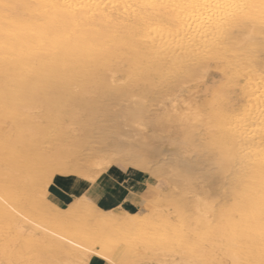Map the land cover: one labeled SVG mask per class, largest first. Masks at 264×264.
<instances>
[{"label": "bare ground", "instance_id": "obj_1", "mask_svg": "<svg viewBox=\"0 0 264 264\" xmlns=\"http://www.w3.org/2000/svg\"><path fill=\"white\" fill-rule=\"evenodd\" d=\"M217 2L223 0H0V219L8 228L14 212L43 209L52 230L27 239L34 259L53 248L64 264H80L91 256L86 249L107 237L113 242L100 251L125 264L116 238L153 214L126 206L100 217L99 193L89 192L58 209L46 199L48 179L37 182L45 188L39 193L33 191L35 180L24 177L54 167L93 183L101 173L95 168L122 163L157 181L169 178L176 214L171 226L190 233L175 238L176 245L222 243L226 258L218 264H264V63L259 71L250 61L256 41H264V14L259 8L241 16L203 7ZM211 63L247 66L254 73L251 91L231 97L243 77L234 70L223 74L221 88L229 89H211L203 102L189 95L171 98L185 83L203 82ZM160 87L162 95H153ZM114 106L120 109L112 113ZM149 127L152 135L176 136L165 143L180 148L152 149L145 136ZM49 134L56 138L44 140ZM81 157L82 168L64 164ZM198 179L210 189L198 192ZM182 189L194 190L193 196L182 199ZM185 261L192 264L189 257Z\"/></svg>", "mask_w": 264, "mask_h": 264}, {"label": "rangeland", "instance_id": "obj_2", "mask_svg": "<svg viewBox=\"0 0 264 264\" xmlns=\"http://www.w3.org/2000/svg\"><path fill=\"white\" fill-rule=\"evenodd\" d=\"M256 43H258V51L251 50V53L254 56H253V58H251L250 61L251 62L253 61L254 64L256 63L255 67L259 71H262V69L264 68V66H262L264 63V49H263L264 41H256ZM262 43H263V45H261ZM254 52H256V53H254ZM260 57H262V60ZM255 58H258V60ZM219 64H221V63H219ZM219 66H218V63L217 64L211 63L210 72L208 73L207 76H205V79H203L204 81L201 82L202 84L200 82L198 83V81H191V83L187 82V83H185L187 85H184L183 90L180 89L181 86L178 87L180 90L177 88L178 92H179V96L177 95L178 93H177V89H176L175 90L176 93H174L171 96V98L175 97L177 100L179 98L185 99V98H188V95H189V99H191L192 102H196V101L199 103L203 102L204 100L207 99V97H208L207 93L211 89L217 90V88H221V85H223L222 84L223 83V77H224L223 74L227 73V72L231 73L232 71L234 72V70H236L238 72L241 71L240 73L243 77H241L238 81V84H236L234 86V92L231 93V97L233 96L232 97L233 99H236V97L239 98V93L241 90L251 91V88L254 85V76H253L254 73H252V74L248 73L249 68L247 66H246V68H244L245 66H241L240 68L236 67V69L233 67L226 68L223 66V64H221ZM261 66L263 68H261ZM214 67H215V69H214ZM222 67H223V69H222ZM211 69H213V70H211ZM216 69H217V71H216ZM243 70H244V72H243ZM220 71H221V73H220ZM251 76H252V78H251ZM260 76L263 78L264 74L261 73ZM244 82H245V84H244ZM193 84L194 85L196 84V85L194 86ZM228 86L229 85H226V86L222 87L221 89L227 90V89H229ZM192 87L194 89H196L198 91V93H196V90H193V89L190 90ZM198 88L200 90H198ZM164 90H165V88L160 87L159 91H154L153 95H155L156 93H157L156 95H162ZM234 103H236V102H234ZM157 107H159V106L155 105L153 109H155V108L158 109ZM112 109H111L112 110L111 112L113 113V112L117 111L118 109H120V107L114 106ZM148 116L150 117L151 115L148 114ZM90 131L91 130H89L88 132H90ZM88 132H87V134H88ZM74 133L78 134L76 131ZM76 136H78V135H76ZM145 136L147 137V139H150L151 142L153 143L152 149L157 148L160 150V152L166 151L167 149H171V147L180 148V147H176V146H172V145H170L171 146L170 147L167 145V143H165L166 141L170 142L173 138H176V136H171V135H167V134H160V137H159L156 134L152 135V131H151L150 127H149L148 131L145 132ZM54 138H56L55 135L49 134L45 137L44 140L47 139V141H50ZM188 150L189 151L193 150V147L189 146ZM195 152H197L196 149L193 152H190L189 155L182 153L179 156L183 158L185 155H187L183 159H185V161H188L189 158H191V156ZM82 158L83 157H81V159L79 161H77V160L75 161V159L72 158L73 162L70 159L69 160L70 162L68 161V163H67V161H64V164L68 168L70 167V169L76 170L79 167L82 168L84 166L82 163H80V161L81 162L84 161V160L82 161ZM62 162H63V160H62ZM69 163L71 165H69ZM74 165L76 167H74ZM110 165L111 164H107V165H104L103 168H102V166H100V168H95V169H100L101 173L98 174L99 175L98 179L93 183L90 182L88 179H83L82 177H79L75 174L73 175V173L70 175L65 174L63 176V174L55 171L54 167L42 168V169H40L41 171L38 170L36 172L32 171L31 173L24 175V177L26 176L30 179L32 178V180H35L34 182L36 184L33 187V191L39 192V193L45 191V188H44V185H41V184L38 185L37 182L41 181L43 179V177L48 179L47 184L48 183L49 184L46 188V191H47L46 199L51 204H53L55 207H57L58 209H62V210L66 209L68 207V205L71 202H73V200L76 197H79L82 193L81 194H78V193L68 194V193H65V192L58 190V187H57L58 184H57L56 180L58 178H60L63 184H65V183L69 184V183H72L74 181H78L79 183L84 182L83 184L85 186H89V188H91L89 191L87 190L84 192H89V194L90 193L91 194H98L99 193L98 194L99 202H97V205L95 206V207H97L96 210L98 211V213L93 211V210H91L92 211L91 213H93V214L97 213V215L99 214L98 216H100V217L104 216V214H106L109 210L115 209V208L111 207L110 205H106L108 208L107 207L104 208V205H105L104 200H106V199L108 200L109 197H108V194L106 192L105 193L102 192L103 189H97L99 187V186H97L98 181L100 184H102V182H105L107 179H109L106 176H109L110 178H114L116 175H118L119 179L121 178V179H124L125 181H129V182H132L135 184L137 183L138 185H140L142 188V193H141L142 207H141L139 213L146 215V217L149 216L148 213L153 214L154 216L152 218H149V219L145 220L144 222H142L143 223L142 226L136 227L134 229V231H132L131 234H129L128 236H124V237L118 236L116 238L117 240L114 239V240H116L115 243L118 244L120 247H122L123 251L125 252L123 254L124 258H125V256H127L126 257L127 259H124L126 261V262L124 261L125 264H127V262H128V264H184V263H186L185 260L187 259V257H189L192 264H197V263H199V264H218V260H220V258L222 259V257H225L224 256V248L222 247L223 246L222 243L221 244L205 243V245L201 249H196V248L186 246V245H182V244L176 245L174 243L175 238H186L187 235H190V233L187 230H185L184 228L178 229V231L174 232V229L172 227L174 224V221L176 219V214L174 213L173 202H172V198L170 196V194H172L171 193V189H172L171 186L172 185H171V182H169V178H167V177L163 178L162 177V179L160 178V180L157 181L155 178H153L151 176H147L146 173H144L140 170H136V169L129 168V167H124V164H122V163H114L113 165H111V166ZM118 165H122V168H119ZM105 166H108V167L106 168ZM199 168H201V169L198 171L199 172L202 171L201 176L203 179H205L204 177H206V176L203 175V172L205 170L202 167H198V169ZM209 170H211V169H209ZM209 173H207V174L209 175ZM76 176L79 178H77ZM24 177H22L21 179H24ZM200 179L196 180V182L198 181L199 184L193 183L196 187V190L198 192L200 190H203V191L209 190L210 185L208 184V182L206 183V181H205V182H203V184H201ZM27 180H29V179H27ZM155 181H156V183H153ZM148 188H151L153 190L152 194H150L148 191H146V189H148ZM196 190H195V192H196ZM96 191H98V192L96 193ZM183 191H184V193H182L183 194L182 197L180 196L182 199H188L189 196L191 197L194 194V190H192L193 192L191 190L190 191L187 190L188 192L185 190H183ZM163 201L164 202L167 201L168 204H170V203L171 204L168 205V204H166L167 202L164 203ZM149 204H151V205H149ZM15 205H16V203L12 204V206L16 208ZM118 208L121 209L124 207H118ZM14 215H15V221H13L8 228L1 224L2 219H0V264H48V261H49V264H54V263L55 264H64L59 258H57V254L55 252L56 250L53 248H51L49 251L45 250L46 252L44 251L43 253H41V255H39L38 259H34L32 257V253L34 252V248H32V246L30 244H28L29 241L27 239H29V237H32V236L40 237V236L44 235L45 233L48 234V232L46 230H52V226H50V224H48L49 223L48 220L45 219V217H44V212H43L42 208H40V207L33 208L31 210V212H29L27 215L23 214V213H19V212H14ZM207 215H210V213ZM28 216H29V218H28ZM78 221H77V223H79L78 225H80L81 220H78ZM40 223H42V225H40ZM126 225L128 226L129 222L126 223ZM47 226L49 228H47ZM85 227L89 228L88 225ZM142 227H144V228H142ZM164 228H166V229H164ZM83 229H85V228L83 227ZM142 229H143V231H142ZM142 233L145 235H143ZM141 235L143 237H141ZM148 236H150V237H148ZM129 237H131V238H129ZM148 238H150V239H148ZM104 239L106 240L107 237H100V240H99V238H97L96 239L97 241L95 240L93 242L94 248H96L98 246L99 250H101V247L106 242H111V241L113 242V239L111 240L108 238L106 241ZM131 239H133V240H131ZM153 239L156 240V242L153 241ZM137 240H139V241H137ZM150 240H151V242H150ZM146 241H148L149 244ZM128 242H130L131 244ZM137 242L139 245L135 244ZM159 242H161V243H159ZM120 243H121V245H120ZM136 245H138V246L136 247ZM131 246L132 247L135 246V247L132 248ZM129 247L132 249L131 251H130ZM145 247H147V248H145ZM128 248H129V250H128ZM149 248H151V249H149ZM219 249H220V251H218ZM129 252H130V255H129ZM53 254H55V255H53ZM211 254H213V255H211ZM131 256H132V258H131ZM91 257H97V256L91 255L90 258ZM178 258L179 259L181 258V259L178 260ZM196 259L199 261L197 262ZM132 260H134V261H132ZM179 261H181V262H179Z\"/></svg>", "mask_w": 264, "mask_h": 264}, {"label": "crops", "instance_id": "obj_3", "mask_svg": "<svg viewBox=\"0 0 264 264\" xmlns=\"http://www.w3.org/2000/svg\"><path fill=\"white\" fill-rule=\"evenodd\" d=\"M107 179L102 184H98L97 189H103L102 192H106L108 194V200H104L106 205H110L111 207H126L132 211L138 212L142 207L141 193L142 188L137 183H132L129 181H125L124 179H119V176L116 175L114 178H110L106 176ZM71 186H70V185ZM65 183L62 185H57L58 190L68 193V194H81L84 191H89L91 188L89 186L83 185V183H79L78 181H74L72 183ZM80 186V187H79ZM77 187V188H76ZM93 187V186H92ZM74 189V190H73ZM83 189V190H82ZM131 195V198H129ZM99 202V199H98ZM72 203V202H71ZM88 261H91V264H104L103 260L98 257H91Z\"/></svg>", "mask_w": 264, "mask_h": 264}, {"label": "snow or ice", "instance_id": "obj_4", "mask_svg": "<svg viewBox=\"0 0 264 264\" xmlns=\"http://www.w3.org/2000/svg\"><path fill=\"white\" fill-rule=\"evenodd\" d=\"M155 7V5H148ZM205 8H215L217 10L220 9H232L235 10V14L243 15L245 13L246 9L249 8H259L262 14H264V0H260L259 5L255 3H249L248 0H223V2H217L215 4H205L203 5ZM129 198H131V195H129ZM86 251H88L91 255L99 257L101 260H103L104 264H115V261L109 257L106 253H102L99 250V247L96 248H87ZM80 264H91V261H83L80 262Z\"/></svg>", "mask_w": 264, "mask_h": 264}]
</instances>
